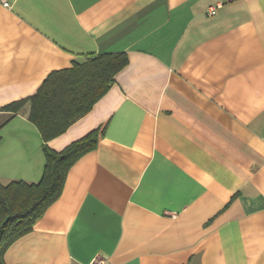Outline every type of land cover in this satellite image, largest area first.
Masks as SVG:
<instances>
[{
	"label": "crops",
	"instance_id": "crops-1",
	"mask_svg": "<svg viewBox=\"0 0 264 264\" xmlns=\"http://www.w3.org/2000/svg\"><path fill=\"white\" fill-rule=\"evenodd\" d=\"M6 1L0 107L89 55L128 63L47 141L103 130L5 263L264 264V0ZM44 161L26 107L0 110V182Z\"/></svg>",
	"mask_w": 264,
	"mask_h": 264
},
{
	"label": "trees",
	"instance_id": "trees-1",
	"mask_svg": "<svg viewBox=\"0 0 264 264\" xmlns=\"http://www.w3.org/2000/svg\"><path fill=\"white\" fill-rule=\"evenodd\" d=\"M127 63L125 52L89 55L70 67L51 71L33 95L0 107L11 114L26 107L27 119L35 125L42 139L45 159L37 182H0V264H6L7 248L30 232L46 209L59 198L69 168L96 148L103 130L93 129L60 151L50 148L47 141L86 114Z\"/></svg>",
	"mask_w": 264,
	"mask_h": 264
},
{
	"label": "built area",
	"instance_id": "built-area-1",
	"mask_svg": "<svg viewBox=\"0 0 264 264\" xmlns=\"http://www.w3.org/2000/svg\"><path fill=\"white\" fill-rule=\"evenodd\" d=\"M0 3L3 7H10L8 1H6V0H0ZM216 9H217V7L211 6L207 9V12L209 15H211V14L215 13ZM93 264H107V263H102L101 261L95 260Z\"/></svg>",
	"mask_w": 264,
	"mask_h": 264
}]
</instances>
